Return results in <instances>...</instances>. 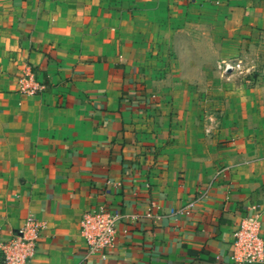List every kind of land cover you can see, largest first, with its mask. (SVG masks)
<instances>
[{"label":"crops","instance_id":"1","mask_svg":"<svg viewBox=\"0 0 264 264\" xmlns=\"http://www.w3.org/2000/svg\"><path fill=\"white\" fill-rule=\"evenodd\" d=\"M261 52L264 0H0V244L31 220L34 264H234L252 205L264 241V72L216 64ZM100 205L125 218L84 259Z\"/></svg>","mask_w":264,"mask_h":264},{"label":"built area","instance_id":"2","mask_svg":"<svg viewBox=\"0 0 264 264\" xmlns=\"http://www.w3.org/2000/svg\"><path fill=\"white\" fill-rule=\"evenodd\" d=\"M216 69L222 77L236 75L249 77L254 70L245 64L243 58H231L219 61ZM17 91L22 95H36L45 86L36 81L29 67L17 78ZM229 168L224 167L216 172L222 175ZM195 203H189L180 212L189 214ZM125 218L120 212L100 205L85 211L80 218V235L86 245L84 259L97 255L114 247L117 238L118 223ZM135 219L136 216H129ZM40 225L29 220L23 228L18 229L6 243L0 244V264H34L32 258L36 251ZM230 260L234 264L264 263V241L261 237L260 212L256 205L250 207V213L240 220L233 233Z\"/></svg>","mask_w":264,"mask_h":264},{"label":"rangeland","instance_id":"3","mask_svg":"<svg viewBox=\"0 0 264 264\" xmlns=\"http://www.w3.org/2000/svg\"><path fill=\"white\" fill-rule=\"evenodd\" d=\"M247 66L252 67L254 74L260 75L264 72V53L257 54L254 59L243 58Z\"/></svg>","mask_w":264,"mask_h":264}]
</instances>
